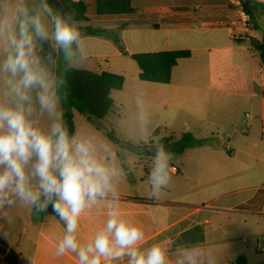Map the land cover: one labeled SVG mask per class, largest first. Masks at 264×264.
<instances>
[{
	"label": "crops",
	"instance_id": "crops-1",
	"mask_svg": "<svg viewBox=\"0 0 264 264\" xmlns=\"http://www.w3.org/2000/svg\"><path fill=\"white\" fill-rule=\"evenodd\" d=\"M81 1L87 5V20L80 24L85 52L73 67L124 76L123 88L112 92L114 101L115 92L130 90L127 78L137 81L147 89L148 110L164 120L166 129L172 120L187 118L181 136L194 140L177 155V164L170 162L176 171L158 199L124 193L120 177L121 212L143 228V246L160 242L174 252L178 246L198 245L213 251L218 264H237L240 256L247 264H262L242 236L264 235V59L251 45L252 39L264 40L257 30L264 0L248 1L253 18L248 29L231 0ZM86 28L106 33L87 34ZM171 51L190 55L172 68L169 83L139 79L134 55ZM240 100L249 104H236ZM191 117L211 128L208 133L191 131ZM212 128L220 132L218 138ZM152 166L146 167L148 174ZM13 216L11 237L0 241L18 254L17 264H30L29 259L33 264H78L74 254L55 255L63 234L55 219L19 208ZM105 219L103 205L85 213L81 240L89 239Z\"/></svg>",
	"mask_w": 264,
	"mask_h": 264
},
{
	"label": "clouds",
	"instance_id": "clouds-1",
	"mask_svg": "<svg viewBox=\"0 0 264 264\" xmlns=\"http://www.w3.org/2000/svg\"><path fill=\"white\" fill-rule=\"evenodd\" d=\"M82 23L49 0H0V237H11L19 208L61 224L55 255L78 264H218L198 245L144 247L143 228L121 212L115 153L69 127L66 85L84 58ZM150 150L149 195L158 199L172 182V153L160 143ZM100 205L102 227L81 240V217Z\"/></svg>",
	"mask_w": 264,
	"mask_h": 264
},
{
	"label": "rangeland",
	"instance_id": "rangeland-1",
	"mask_svg": "<svg viewBox=\"0 0 264 264\" xmlns=\"http://www.w3.org/2000/svg\"><path fill=\"white\" fill-rule=\"evenodd\" d=\"M258 12L260 22L258 21L257 23V30L259 33L264 34V7L259 6ZM128 82H130L129 91L124 89L114 93V106L105 119H88L87 116L76 112V132L95 137L97 140L107 144L115 153L124 173L121 177V186L124 193H139L149 197L150 184L146 167L153 164L154 155L150 153L149 146L153 143H160L165 137L172 138L177 143L166 149L172 153L171 161L177 164V149L183 145H194V140L186 139L178 143L181 140L182 133L185 131L183 122L187 118L180 117L175 121L172 120L171 128L166 129L164 120H159L157 115L147 108V89L143 90L137 81L133 84L127 78V84ZM194 104L197 103L194 102ZM236 104L249 103L246 100H240ZM189 123L192 127L191 131H197L195 133L198 135L201 133L202 135L207 134L211 129H207V126L202 125L195 117H191ZM212 129H214V138H218V133L220 132L216 128ZM157 130L159 132L155 134ZM243 130L245 131L244 123L241 132ZM257 231H259V228ZM249 232L251 233L252 231ZM245 235L242 237H246L249 242L248 250L258 258V262L263 263L264 235ZM260 249H263V251H260ZM258 262L253 259L250 260V263Z\"/></svg>",
	"mask_w": 264,
	"mask_h": 264
},
{
	"label": "trees",
	"instance_id": "trees-1",
	"mask_svg": "<svg viewBox=\"0 0 264 264\" xmlns=\"http://www.w3.org/2000/svg\"><path fill=\"white\" fill-rule=\"evenodd\" d=\"M249 0H241L244 9L248 12L251 19L252 15L248 6ZM49 3L55 7L65 11H75V17L78 21L87 20V5L79 0H49ZM87 34L106 33L105 31L86 28ZM252 48L264 59V40L262 42L251 40ZM55 55V54H54ZM188 51H171L158 53H145L134 55L133 58L140 68L139 79L156 83H169L171 79L172 68L177 65L179 59L189 57ZM62 67V60H61ZM125 78L122 75L110 72H96L83 68L73 67L72 72L67 77V100L65 103L66 120L69 127L76 131L75 113L79 112L88 119H104L114 106L112 92L121 90L124 85ZM158 130L155 134H158ZM185 136L178 143L184 141ZM161 144L170 147L177 142L172 138L165 137L160 141ZM185 145L180 146L176 154H181ZM149 152V151H148ZM19 256L16 252L9 250L4 241H0V264L6 261L8 264H17ZM237 264H247L244 256H240L236 260ZM264 264V263H262Z\"/></svg>",
	"mask_w": 264,
	"mask_h": 264
},
{
	"label": "built area",
	"instance_id": "built-area-1",
	"mask_svg": "<svg viewBox=\"0 0 264 264\" xmlns=\"http://www.w3.org/2000/svg\"><path fill=\"white\" fill-rule=\"evenodd\" d=\"M233 4H235L238 7V14H239V20L242 22V26L246 29L250 28L253 23H252V19L250 17V15L248 14V12L244 9L243 4L241 2V0H231ZM238 38H241V35H238ZM263 70H264V65H263ZM227 151L232 152L233 151V146L228 143L226 145ZM171 167V171L175 172L176 168L174 166H170ZM260 251H263V249H260Z\"/></svg>",
	"mask_w": 264,
	"mask_h": 264
},
{
	"label": "water",
	"instance_id": "water-1",
	"mask_svg": "<svg viewBox=\"0 0 264 264\" xmlns=\"http://www.w3.org/2000/svg\"><path fill=\"white\" fill-rule=\"evenodd\" d=\"M153 145H154V144H151V145L149 146V151H150L151 154H154L153 151L150 150V149L152 148ZM164 147H165V145H164Z\"/></svg>",
	"mask_w": 264,
	"mask_h": 264
}]
</instances>
